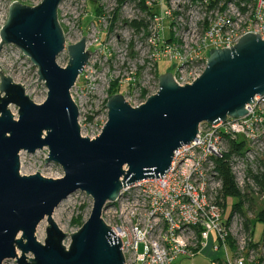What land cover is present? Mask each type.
Masks as SVG:
<instances>
[{
  "label": "water",
  "instance_id": "obj_1",
  "mask_svg": "<svg viewBox=\"0 0 264 264\" xmlns=\"http://www.w3.org/2000/svg\"><path fill=\"white\" fill-rule=\"evenodd\" d=\"M62 2L42 0L35 7L15 2L0 29V55L4 47L17 48L46 89L45 100L36 105L0 66V264H124L121 242L101 217L121 190L162 179L173 153L194 141L199 125L242 118L245 107L264 96V41L247 34L233 48L210 51L190 85L178 86L172 74H163L157 92L138 108L111 95L99 137L82 138L70 91L90 53L85 38L65 46L57 15ZM65 50L68 62L61 68L56 60ZM10 106L17 108V119ZM44 148V163L58 165L63 177L20 175V153ZM76 192L91 198L92 209L81 228L66 235L52 215ZM44 220L48 227L40 244L35 233Z\"/></svg>",
  "mask_w": 264,
  "mask_h": 264
},
{
  "label": "built area",
  "instance_id": "obj_2",
  "mask_svg": "<svg viewBox=\"0 0 264 264\" xmlns=\"http://www.w3.org/2000/svg\"><path fill=\"white\" fill-rule=\"evenodd\" d=\"M65 1L80 3L86 10L89 0H63L62 3ZM94 1L101 13L98 16L91 13L93 22L88 25L96 26L104 8ZM131 1L142 9L141 0ZM174 1L146 3L143 0V6L150 20L157 19L169 26L166 38L164 30H156L158 39L152 44L158 45L160 51L154 60L175 64V73L171 74L178 86L190 85L200 76L210 51L233 48L247 34L258 35L264 41V0H212L213 3L190 0L186 11L179 6V13H173L178 19L169 22L168 4ZM128 2L130 0H117L120 7ZM37 5L34 3L31 7ZM136 26L144 29L142 22L131 24L132 28ZM169 35L173 36L171 42ZM80 38L78 34L77 42ZM195 39L189 46L190 40ZM85 40L87 51L89 42L86 37ZM193 65L201 67L199 74L191 69ZM75 86L70 96L78 110L80 135L94 140L107 122L106 104L105 115L96 121L94 115L85 113L74 99ZM117 94L131 108H138L148 99L137 102L128 90ZM253 102L245 107L247 113L242 118H227L218 125H199L194 141L173 153L170 168L162 179L124 187L113 205L102 213V220L121 242L124 264H173L178 259L191 260L209 246L213 253L220 254L211 264H264V240L254 241L252 230L245 228L244 218L232 213L235 202L232 198H223L217 171V162L223 160L242 195L260 202L264 200V167L255 173L248 167L264 139V129L261 130L264 96L255 97ZM86 127L91 133L89 137L82 135ZM232 143L241 144V151L231 152ZM228 199L233 203L226 216ZM139 246L143 247L142 253Z\"/></svg>",
  "mask_w": 264,
  "mask_h": 264
},
{
  "label": "rangeland",
  "instance_id": "obj_3",
  "mask_svg": "<svg viewBox=\"0 0 264 264\" xmlns=\"http://www.w3.org/2000/svg\"><path fill=\"white\" fill-rule=\"evenodd\" d=\"M41 1L0 0V29L5 24L8 9L13 3L17 2L31 7L32 4H39ZM97 1L98 5L104 9L103 15L97 21L96 26L88 25L93 22L91 16L93 5L89 1L86 3V10L80 3L65 1L58 10V21L65 36L66 46L75 44L78 34H81V38L86 37L88 39L87 51L90 56L83 73L76 82L72 95L81 104L85 113L93 114L96 121H99L105 115L106 99L110 96L112 87H116L121 94L123 90H128L133 93V98L137 102H142L157 92L159 76L166 73H175L176 66L164 61L157 63V60H154L160 51L158 45L154 47L152 44L158 39L156 30L158 29L160 32L164 30L163 37L166 38L169 31L168 24L163 25L157 19L150 20L149 15L144 10L139 9L131 0L122 7L118 5L117 0ZM145 1L146 3H152L155 0ZM188 5H190V0H175L174 4L169 3L170 14L166 15L169 22L178 19V16L173 13H179V6H183V10L186 11ZM114 13H116L115 22H113L112 17ZM138 21L144 24L143 30H136L131 27L132 23ZM195 41L196 39L190 40L189 46L193 45ZM186 55L188 54L186 53ZM67 62L68 55L65 50L59 55L56 63L59 67L64 68ZM0 66L6 76L10 77L15 84L24 88L25 94L34 104L40 105L43 103L46 98V89L43 84L37 82V69L17 48L14 46L3 48L0 55ZM190 67L196 74L201 71L200 66L193 65ZM9 111L14 119H17V108L10 106ZM262 129H264V119L261 123ZM82 135L85 137L91 136L88 127L82 130ZM47 155L48 150L46 148L32 155L25 152L20 153V175L31 176L37 173L46 179L56 180L62 178L63 172L58 165L44 163ZM21 159L23 163H21ZM248 167L251 173L258 172L264 167V139H262V144L258 147L257 154ZM251 199L252 204L246 205L244 209H247L245 218L253 226L252 223L254 224L256 221V215L264 209V200L260 202L257 198L251 197ZM232 203L230 199L226 201V216L231 212ZM91 209V198L84 193L76 192L58 206L52 215V220L61 232L71 235L77 232L87 221ZM46 227L48 225L44 220L36 229L35 238L40 244H43L45 240ZM252 228H254L253 240L257 242L263 240V225L256 223L255 227ZM38 230L39 232H37ZM69 244L70 240L67 239L63 245L67 248ZM142 250L143 247L139 246V253H142ZM17 255L19 256L20 253L17 252ZM27 257L31 258V255H27ZM219 257L220 254L213 253L209 246L195 258L191 260L178 259L173 264H211L212 260ZM4 264L16 263L9 260Z\"/></svg>",
  "mask_w": 264,
  "mask_h": 264
},
{
  "label": "trees",
  "instance_id": "obj_4",
  "mask_svg": "<svg viewBox=\"0 0 264 264\" xmlns=\"http://www.w3.org/2000/svg\"><path fill=\"white\" fill-rule=\"evenodd\" d=\"M120 2L123 0H119ZM89 2L91 3V5H93V11L92 13L95 16H98L101 13L100 8L95 6V1L94 0H89ZM94 3V4H93ZM210 3H213L212 0H210ZM141 8L144 10V6H143V0H141ZM116 21V13L113 15V22ZM135 26V25H134ZM136 30H139L141 26H136ZM169 42L173 41V36L169 35ZM118 93V89L116 87H112V90L110 92V96L111 95H115ZM144 96V93H143ZM242 145L240 144V146H238L236 143H232L231 144V152L234 153H238L239 151H241ZM217 171L219 173V176L221 178L222 181V196L223 198H232L234 200V205L232 207V213L236 212L238 213L242 218H244L245 220V228L246 230H252V237H253V226L255 227L256 223H261L263 225V235L262 238L264 240V209H262L257 215H256V221L254 222V224L252 223L253 226H251V223L249 222L248 219L245 218V212L247 211V209L245 210V206H249L252 204V199L248 196V195H242L239 190L236 188L235 182H234V178L230 172L229 167L227 166V164L223 161L220 160L217 162ZM250 210V208H249Z\"/></svg>",
  "mask_w": 264,
  "mask_h": 264
},
{
  "label": "bare ground",
  "instance_id": "obj_5",
  "mask_svg": "<svg viewBox=\"0 0 264 264\" xmlns=\"http://www.w3.org/2000/svg\"><path fill=\"white\" fill-rule=\"evenodd\" d=\"M21 163H23V160L21 159ZM39 229V228H38ZM37 232H39V230L37 231ZM39 238V237H38Z\"/></svg>",
  "mask_w": 264,
  "mask_h": 264
}]
</instances>
